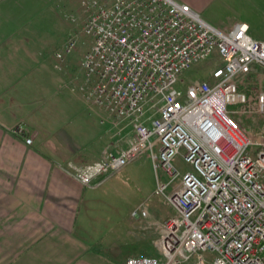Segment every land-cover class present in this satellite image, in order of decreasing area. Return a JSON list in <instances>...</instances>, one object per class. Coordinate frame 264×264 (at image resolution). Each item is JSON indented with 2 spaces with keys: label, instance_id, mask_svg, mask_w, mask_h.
Segmentation results:
<instances>
[{
  "label": "built area",
  "instance_id": "obj_1",
  "mask_svg": "<svg viewBox=\"0 0 264 264\" xmlns=\"http://www.w3.org/2000/svg\"><path fill=\"white\" fill-rule=\"evenodd\" d=\"M81 4L80 32L90 46L78 88L107 115L114 137L129 132L124 145L75 168L74 177L89 186L148 151L154 170L168 178L156 193L178 179L167 197L174 212L156 242L162 258L128 257L125 264H264V139L248 136L228 114L229 105L245 102L241 78L253 66L264 70V41L243 22L220 31L173 0ZM76 44V35L68 37L56 59ZM213 51L221 65L211 78L176 88L181 73ZM256 107L264 112V91ZM178 156L184 171L174 164ZM139 215H148L143 205L132 212Z\"/></svg>",
  "mask_w": 264,
  "mask_h": 264
},
{
  "label": "crops",
  "instance_id": "obj_2",
  "mask_svg": "<svg viewBox=\"0 0 264 264\" xmlns=\"http://www.w3.org/2000/svg\"><path fill=\"white\" fill-rule=\"evenodd\" d=\"M173 1L220 31L243 22L252 38L264 41L253 28L264 24V0ZM81 3L0 0V264H125L129 256L162 257L155 244L160 229L151 213L144 218L132 216V210L133 226L122 232L107 209L110 198L94 196L106 177L87 186L73 175L111 145L90 149L97 108L78 88L82 72L55 57L77 30L60 38L61 49L47 61L48 41L26 28L39 23L32 15L40 11ZM256 68L264 72L259 66L252 71ZM98 118L112 136L107 115ZM19 124L23 135L12 132Z\"/></svg>",
  "mask_w": 264,
  "mask_h": 264
},
{
  "label": "rangeland",
  "instance_id": "obj_3",
  "mask_svg": "<svg viewBox=\"0 0 264 264\" xmlns=\"http://www.w3.org/2000/svg\"><path fill=\"white\" fill-rule=\"evenodd\" d=\"M84 15L85 12L82 4L81 7L40 11L32 15L33 17L31 16L33 19H37L39 23L27 26L26 28L31 31L33 36L39 37L42 34L40 36L42 40L48 41L44 48L46 50L44 53L47 55V61L52 60L55 51L61 49L60 38H65L67 34L73 30H77V44L71 53L64 57V62H67L68 65L76 69V73L79 72L80 74L82 71L79 67V62L82 58V52L86 51L90 46V37L80 32ZM253 28L257 32V37L264 39V24L255 25ZM220 65L221 59L218 53L213 51L203 60L184 70L179 76L176 88L183 90L186 84L210 79L213 69ZM241 79L242 84L239 89L245 95V102L229 105L228 114L248 136L254 140L257 138L264 139V112L258 111L256 107L257 94L260 91H264V72L256 68ZM95 108H97V115H95V117L97 116L95 128L96 142L94 146L90 145V149L96 148L97 150L101 146L105 147L111 144L110 150L115 152L116 146L113 144L119 142L124 145L129 128L124 129L121 135L117 137L112 135L113 129L110 132L112 136L106 135L104 133L106 129L104 125L98 124V115L104 118L105 113L102 110L101 112L98 111V107ZM254 153H256L255 150ZM174 164L179 167L180 171L188 168L186 164L182 163L179 156L175 158ZM167 181L168 178L162 172L154 170L150 154L148 151H144L98 184V188L94 191V196L105 197L106 200L110 198V201H107V209L111 213L112 222L117 221L122 232L130 230L131 226H133L130 221L132 220L130 212L132 210L139 211L142 205L147 209L148 215L151 213L157 220L153 226L156 229L159 226L158 229H160L162 221L174 212L167 197L178 183V179L168 184L163 193H156L158 185L165 184ZM128 239H130V236ZM157 247H153L154 252L158 250ZM151 257L162 258L159 255Z\"/></svg>",
  "mask_w": 264,
  "mask_h": 264
}]
</instances>
